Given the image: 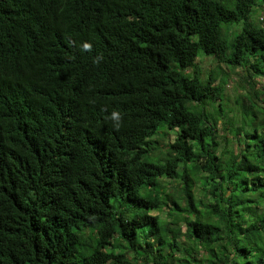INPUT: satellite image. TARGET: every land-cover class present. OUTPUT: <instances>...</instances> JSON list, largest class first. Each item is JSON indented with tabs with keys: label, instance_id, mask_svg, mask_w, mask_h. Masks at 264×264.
I'll use <instances>...</instances> for the list:
<instances>
[{
	"label": "trees",
	"instance_id": "16d2710c",
	"mask_svg": "<svg viewBox=\"0 0 264 264\" xmlns=\"http://www.w3.org/2000/svg\"><path fill=\"white\" fill-rule=\"evenodd\" d=\"M257 7L0 0V264H264Z\"/></svg>",
	"mask_w": 264,
	"mask_h": 264
},
{
	"label": "rangeland",
	"instance_id": "374dc122",
	"mask_svg": "<svg viewBox=\"0 0 264 264\" xmlns=\"http://www.w3.org/2000/svg\"><path fill=\"white\" fill-rule=\"evenodd\" d=\"M253 19L257 20L261 24L264 21V7H257L254 13ZM201 60V68L203 70V73L207 74L212 70H216L218 68L217 62L213 56L209 55H201L200 56ZM243 69L242 68H237L235 70H231L228 68L226 65H222V71L218 74L216 82L219 83H225L226 88H225V99L223 100V108L225 109L226 116L229 115L232 118H237L239 119L238 125L241 123V114H237V104H235V99L238 98L239 93H242L244 91L243 85H244V79L242 75ZM251 92L253 93V96L257 97V95L260 93L258 91L262 90V85L260 83H250L247 81L245 84ZM258 93V94H257ZM261 104L264 106V99H259ZM223 112V111H222ZM222 121H220L221 126H222ZM220 126V127H221ZM173 137V131L172 135ZM225 145V144H223Z\"/></svg>",
	"mask_w": 264,
	"mask_h": 264
}]
</instances>
